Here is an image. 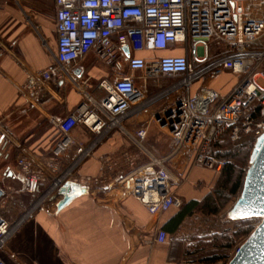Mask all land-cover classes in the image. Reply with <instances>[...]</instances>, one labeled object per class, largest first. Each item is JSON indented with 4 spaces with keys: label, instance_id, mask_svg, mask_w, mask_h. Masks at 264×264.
<instances>
[{
    "label": "built area",
    "instance_id": "built-area-1",
    "mask_svg": "<svg viewBox=\"0 0 264 264\" xmlns=\"http://www.w3.org/2000/svg\"><path fill=\"white\" fill-rule=\"evenodd\" d=\"M55 35L56 66L44 73L47 78L76 85L72 68L79 67L90 52L116 71L125 62L130 74L100 81L84 94L86 102L55 123L46 146L23 153L26 172L17 180L25 181L20 193L25 201L0 181V205L13 196L18 208L11 220L0 213V252L25 220L54 202L60 189L115 131L145 150L147 133L155 126L168 138L167 155L157 158L147 153L144 163L137 156L115 163L103 155L100 173L89 185L109 182L126 187L156 219L182 205L166 160L183 155L193 165L217 172L226 161L214 157L212 150L222 135L242 145L249 155L264 135V48L255 46L264 35V0H55ZM176 46L183 48L182 56H135ZM222 71L236 77L226 94L205 84ZM165 77L174 80L165 82ZM196 84L199 87L191 93ZM162 100V107L129 134L124 123ZM77 126L91 132L87 143L72 136ZM113 170L117 172L108 178ZM252 220L253 230L260 221ZM166 242V232L157 227L136 243L149 248ZM0 264L6 263L0 259Z\"/></svg>",
    "mask_w": 264,
    "mask_h": 264
},
{
    "label": "crops",
    "instance_id": "crops-1",
    "mask_svg": "<svg viewBox=\"0 0 264 264\" xmlns=\"http://www.w3.org/2000/svg\"><path fill=\"white\" fill-rule=\"evenodd\" d=\"M255 46L264 48V35ZM55 50V0H0V181L19 193L17 198L21 201H25L24 194H20L25 181L18 182L17 179L26 172L28 162L23 153H35L46 146L54 133L55 123L86 102L84 94L92 92L100 81L130 74L125 62L120 63L116 71L90 52L78 64L79 67L72 68L76 85L59 78H47L44 73L56 66L53 59ZM183 54V48L176 46L135 56ZM235 82L234 74L222 71L205 84L220 94H226ZM198 87L196 84L191 93H195ZM156 109L152 106L126 121L125 129L133 135L139 124ZM152 129L147 133L145 150L136 148L126 135L118 131L112 133L69 181L67 186L74 190L72 199L57 210L62 199L58 194L54 202L25 220L17 233L9 238L5 250L0 252V259L6 264L189 262V252L197 232L194 228L186 231L185 226L196 216L188 217L175 231H170L167 224L179 209H170L156 219L148 215L126 187L109 182L99 187L89 185V181L100 173L103 155L112 157L115 163L128 156H137L139 163H144L147 153L157 158L166 156L167 136L162 134L165 149L159 153L160 139L149 135ZM72 136L85 144L92 134L87 128L77 126L72 130ZM165 166L183 205L202 200L217 179L216 171L193 165L183 155L166 160ZM116 172L108 173V178ZM12 198L6 197L0 205V213L8 216L9 220L18 212L16 200ZM157 227L166 232V243L149 248L137 246L139 239Z\"/></svg>",
    "mask_w": 264,
    "mask_h": 264
},
{
    "label": "trees",
    "instance_id": "trees-1",
    "mask_svg": "<svg viewBox=\"0 0 264 264\" xmlns=\"http://www.w3.org/2000/svg\"><path fill=\"white\" fill-rule=\"evenodd\" d=\"M212 155L226 161L225 166L215 173L217 179L214 186L202 200L182 204L167 226L170 231H175L184 220L192 216L210 220V222L205 221L204 227H200L201 229L197 231L188 261L202 264H227L236 246L240 245L252 231V219L230 221L224 216L222 221L220 218L223 210L239 195L249 153L242 145L231 143L227 135H222L213 145ZM218 217L221 220L218 221ZM221 221L243 224L237 225L232 230H222Z\"/></svg>",
    "mask_w": 264,
    "mask_h": 264
},
{
    "label": "water",
    "instance_id": "water-1",
    "mask_svg": "<svg viewBox=\"0 0 264 264\" xmlns=\"http://www.w3.org/2000/svg\"><path fill=\"white\" fill-rule=\"evenodd\" d=\"M126 57L128 49H124ZM85 192V189H81ZM62 199L57 210L65 206L73 197L74 190L65 186L59 191ZM246 217V218H242ZM230 221L259 219V224L238 247L227 264H264V135L256 140L249 155L248 167L238 197L225 213Z\"/></svg>",
    "mask_w": 264,
    "mask_h": 264
},
{
    "label": "rangeland",
    "instance_id": "rangeland-1",
    "mask_svg": "<svg viewBox=\"0 0 264 264\" xmlns=\"http://www.w3.org/2000/svg\"><path fill=\"white\" fill-rule=\"evenodd\" d=\"M214 50L215 49H210V54L211 55H213L214 54ZM222 52L224 51L223 49L221 50ZM216 77V76H215ZM174 80V78H172V77H165L164 78V81L165 82H171V81H173ZM220 82H222L223 84H225V82H224V80L223 79H220ZM163 102H165V100H162V101H160L158 104H156V105H154L153 107H159V106H161L162 104H163ZM162 107V106H161ZM151 128H153L152 130H150V136H152L154 139H160V143H159V149H158V151H159V153L160 152H162V151H164V149H165V143L162 141V134H164V133H162L157 127H155V126H152ZM247 167H248V164L246 165ZM247 167H245V171H246V169H247ZM233 202L234 201H232L224 210H223V212L220 214L221 216H220V218L222 219V217H224L225 216V213L229 210V208L232 206V204H233ZM219 217L217 218V220L219 221V220H221ZM205 221H207V222H210V220H205L204 218H200V217H197V218H193V220L192 221H190V222H187L186 223V226H185V229H186V231H188V230H190V231H193L192 230V228H194V231L195 232H197L199 229H201L200 227H204V223H206ZM222 221H223V219H222ZM220 222L221 223V225L222 226H220L221 227V229L222 230H225V229H229V230H232V229H234L235 227H237V225H241V224H243L242 222ZM212 223H213V221H212ZM214 223H216V221H214ZM202 225V226H201ZM187 233V232H186ZM244 241V240H243ZM242 241V242H243ZM242 242L240 243V245L242 244ZM240 245H238V246H240ZM238 246H236V248L238 247ZM236 248H235V250H236ZM235 250H234V252L232 253V256L234 255V253H235ZM228 253H230V251L228 252ZM231 256V257H232ZM189 262H191V261H189Z\"/></svg>",
    "mask_w": 264,
    "mask_h": 264
},
{
    "label": "bare ground",
    "instance_id": "bare-ground-1",
    "mask_svg": "<svg viewBox=\"0 0 264 264\" xmlns=\"http://www.w3.org/2000/svg\"><path fill=\"white\" fill-rule=\"evenodd\" d=\"M69 186H72L71 184Z\"/></svg>",
    "mask_w": 264,
    "mask_h": 264
},
{
    "label": "snow or ice",
    "instance_id": "snow-or-ice-1",
    "mask_svg": "<svg viewBox=\"0 0 264 264\" xmlns=\"http://www.w3.org/2000/svg\"><path fill=\"white\" fill-rule=\"evenodd\" d=\"M242 218H246V217H242Z\"/></svg>",
    "mask_w": 264,
    "mask_h": 264
}]
</instances>
